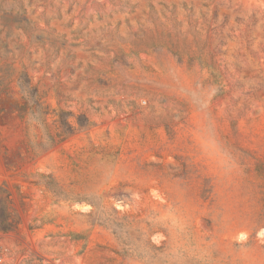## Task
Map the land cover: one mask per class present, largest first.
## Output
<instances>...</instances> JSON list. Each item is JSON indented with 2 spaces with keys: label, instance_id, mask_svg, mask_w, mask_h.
Instances as JSON below:
<instances>
[{
  "label": "rangeland",
  "instance_id": "obj_1",
  "mask_svg": "<svg viewBox=\"0 0 264 264\" xmlns=\"http://www.w3.org/2000/svg\"><path fill=\"white\" fill-rule=\"evenodd\" d=\"M1 188L8 264H264V0H0Z\"/></svg>",
  "mask_w": 264,
  "mask_h": 264
},
{
  "label": "built area",
  "instance_id": "obj_2",
  "mask_svg": "<svg viewBox=\"0 0 264 264\" xmlns=\"http://www.w3.org/2000/svg\"><path fill=\"white\" fill-rule=\"evenodd\" d=\"M0 264H8V263H6V261H4L2 257H0Z\"/></svg>",
  "mask_w": 264,
  "mask_h": 264
},
{
  "label": "trees",
  "instance_id": "obj_3",
  "mask_svg": "<svg viewBox=\"0 0 264 264\" xmlns=\"http://www.w3.org/2000/svg\"><path fill=\"white\" fill-rule=\"evenodd\" d=\"M2 192V188L0 189V193ZM12 228V226H8L7 228H5L4 230H10Z\"/></svg>",
  "mask_w": 264,
  "mask_h": 264
}]
</instances>
